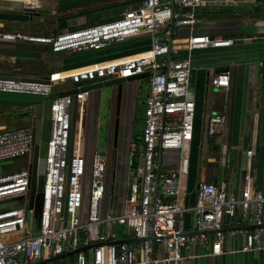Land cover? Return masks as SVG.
<instances>
[{
    "label": "built area",
    "instance_id": "obj_1",
    "mask_svg": "<svg viewBox=\"0 0 264 264\" xmlns=\"http://www.w3.org/2000/svg\"><path fill=\"white\" fill-rule=\"evenodd\" d=\"M215 1L135 0L132 7L115 18L53 35L0 29V39L46 43L53 52L98 51L142 35L148 40L142 52L93 62L47 79L0 76V93L50 101L39 216L34 207H29L28 168L0 175V264H184L201 255L264 248V193L252 188L250 163L243 172L238 194L225 182L200 180L193 203L186 201L189 192L183 178L189 173L187 144L193 140L197 115L196 102L189 96L193 52L233 44L231 38L195 31L198 11L210 8ZM0 3L9 12L32 13L42 8L41 0ZM183 27L188 33L181 36L178 30ZM143 73H148L143 77L148 95L144 100L139 159L126 181L122 210L114 209V181L108 209L104 206L109 190L105 182L107 150L98 137L90 153L83 148L81 127L91 92L88 84L109 77L131 81L140 79L134 77ZM229 79L228 70L217 72L207 84L210 90H227ZM65 82L72 91L55 93L54 85ZM73 119L78 122L74 134ZM224 123V110L209 113L202 134L214 137ZM33 138L32 125L0 128V160L27 156ZM135 147L133 142L130 154ZM167 150L178 152L172 169L163 168L159 161ZM246 154L250 157L253 148ZM244 225L255 227L243 229ZM238 237L243 240L238 248L224 247L227 238ZM129 238L138 240L125 241ZM84 246L88 247L83 249ZM192 246L204 251L187 253Z\"/></svg>",
    "mask_w": 264,
    "mask_h": 264
},
{
    "label": "crops",
    "instance_id": "obj_2",
    "mask_svg": "<svg viewBox=\"0 0 264 264\" xmlns=\"http://www.w3.org/2000/svg\"><path fill=\"white\" fill-rule=\"evenodd\" d=\"M134 4L135 0H41L42 8L31 13L21 10L9 12L4 10V4L0 3V29L28 34L53 35L78 26L82 27L115 18ZM33 16L37 19L44 18L43 29L33 27L31 23ZM198 17L196 32L212 37L233 39L231 46L198 49L193 52L192 56L190 91L193 92L197 111L198 108L200 111L195 126L197 131L195 149L205 154L203 157L206 158H203V163L209 167L203 180L213 182L216 178V183L225 182L228 188L238 194L242 187L243 172L247 163H250L252 188L264 193V0H216L210 8L200 10ZM187 33L188 30L185 27L178 30L181 36ZM147 47L146 35L102 50L86 51V53L53 52L46 43L0 39V76L18 79H46L52 75L89 66L93 62L111 61L139 53ZM221 66L229 67V87L227 90L213 89L219 92L221 102L219 105H212L207 94L212 90L209 89L207 81L212 74L217 73L214 70ZM104 81L105 79L87 84L92 87ZM65 91H72V87L68 85L63 90L54 92ZM113 93L114 95L117 93L115 89ZM147 95L148 86L143 106ZM42 101L46 100L39 97H27V95L25 98L1 96L0 107H19L25 115L20 113L12 119L1 120L0 128L23 124L32 125L33 106ZM75 108L74 101L73 113H75ZM223 110L224 125L214 137L205 138L202 134V127L206 116L209 113ZM85 112L81 127L82 134L86 121ZM98 120L99 113L97 118L93 115L86 124L94 129ZM77 123L73 119V134L78 126ZM93 132L94 130L92 134ZM92 137L91 147L93 140L98 136L94 133ZM191 144L192 141L187 144L188 154ZM250 148H253V154L249 157L246 151ZM130 156L129 152L124 162L126 169L129 168V170L131 169ZM168 156H173L174 160L171 161ZM195 159L193 179L189 189H186L185 185V190L189 192L186 197L189 204L193 203L194 197L190 195V191L197 188L196 179H199L196 177L197 162ZM177 161L178 152L175 150H167L161 155V164L165 169L174 168ZM28 163L27 155L25 156V167L21 170L28 168ZM112 166V161H109L108 171L112 170ZM0 175L5 174L0 173ZM187 177L188 175L183 178L185 183ZM111 187L110 183L108 191ZM186 218L189 220L190 216L187 215ZM262 240L264 245V235ZM242 241V237L227 238L224 247L238 248ZM202 251L204 248L192 246L186 252ZM184 264H264V248L257 251L224 253L214 256L201 255L187 259Z\"/></svg>",
    "mask_w": 264,
    "mask_h": 264
},
{
    "label": "rangeland",
    "instance_id": "obj_3",
    "mask_svg": "<svg viewBox=\"0 0 264 264\" xmlns=\"http://www.w3.org/2000/svg\"><path fill=\"white\" fill-rule=\"evenodd\" d=\"M32 19L33 20L31 21V23L32 25H34L33 26L34 28H37L40 30L43 29L44 24H45L44 18L37 19V17L34 18L33 16ZM78 27H75V28H78ZM68 85L70 86V84L66 82L54 85V90L56 91L63 90ZM114 89L117 92L118 84L108 85V86L103 85L101 87H94L91 89L92 92L90 96L88 97L86 104H85L86 122L84 125V131H83V148L85 152L87 153L91 152L90 139L94 135V133H96L98 138L101 140L102 146L107 150V153L109 155H111L112 153L111 130L110 131L108 130L109 129L108 123H109V120L111 119L110 116L108 117L109 115L108 114V111H109L108 109L109 100L108 99H109L110 93L114 94L113 93ZM146 91H147V85H146V81L144 78L133 79L130 82H126V83L123 82L121 84V93L123 95V101L125 100L126 93L127 94L129 93L130 99L133 98L132 108L130 109V114H129V121H128L129 125L127 127L122 126L120 130L121 136L119 138V146H118V151L116 155V162H115V167H114V169H116V172L114 173V178H113V174L111 175V170L108 171L106 178H105V182L107 186H110V183L114 181V195L116 196L114 200V204H115L114 209L115 210L117 209L119 211H121L123 208L124 194L126 190L125 183L127 179H130L129 176L132 175L131 169L130 170L129 168L126 169L127 167L124 165L125 158L127 159L128 157V152L123 151V150L126 149V146L128 145L129 141L135 140L136 138L139 137L140 132L142 130V118H143V113H144L143 99L145 97ZM218 93L219 92L215 90H212L210 93L209 92L207 93L210 97V100H211L210 102L212 103V105L213 104L219 105V103L221 102V97ZM189 94H190L189 95L190 98H193V92L190 91ZM1 96H10L13 98H25V95H21V94H1L0 93V97ZM27 97H38V96L27 95ZM199 112L200 111L198 108L197 115H196V123H197ZM20 113H23L22 108H19V107L12 108L9 106H5V107L1 106L0 107V121L12 119L17 114H20ZM98 113H99V120H98L96 128L94 127L93 129V127L89 124L87 126L86 123L89 122L88 119L90 118L92 119L93 115H94V118L95 117L97 118ZM72 114L73 115L75 114L73 113V109H72ZM92 130H94L93 134H92ZM124 132H127L125 136H124ZM196 134H197V131L195 130V134L192 140V144L190 147V153H189L190 163H189V173H188V177L186 180L187 184L185 183V180L183 179V185L184 186L186 185V189H189L190 182L193 179L194 158H196L195 160L197 162L196 163L197 171L195 170V172L197 173L196 177H199V181L205 179L206 172L207 170H209L208 165L203 163V158H204L203 155L205 154L200 152L201 150L197 152L195 149L196 148V137H197ZM168 157L171 161L174 160L173 156H168ZM24 167H25V157H14V158L0 160V173L1 174L18 172ZM107 193H108V190H107ZM107 193L105 196L106 199L104 202V206L106 205L107 208L109 209L110 201L107 200L109 199V195ZM25 202L27 201L25 200ZM106 213H107V209L103 212V214L105 215Z\"/></svg>",
    "mask_w": 264,
    "mask_h": 264
},
{
    "label": "water",
    "instance_id": "obj_4",
    "mask_svg": "<svg viewBox=\"0 0 264 264\" xmlns=\"http://www.w3.org/2000/svg\"><path fill=\"white\" fill-rule=\"evenodd\" d=\"M228 66H221L216 68L215 72H222L228 70ZM148 73H143L134 78H143L147 76ZM48 78V77H47ZM46 78V79H47ZM133 78V77H132ZM129 78V79H132ZM125 81L124 78H110L105 80L104 83H97L93 85L94 87H101L103 85H117V98L119 100L121 96V84ZM92 86V87H93ZM92 87H90L92 89ZM70 93L71 91H65L64 93ZM33 119L32 126L34 129V138H33V146L32 150L28 156V170L30 172L29 178V207H34V211L37 216L40 215L41 207H42V188H43V173L45 171L46 165V152H47V140H48V126H49V117H50V101H42L38 102L33 106ZM116 136V132L114 133ZM115 141L113 143V147H115ZM115 150V149H114ZM114 160L112 161L113 165L116 162V151H114ZM161 159V155L159 156V161ZM213 183H216V178L213 179ZM195 190L192 189L190 191V195L194 196ZM255 225H244L243 229L253 228ZM224 228L223 230H225ZM187 233H193L192 231H187ZM138 240L137 238H129L125 239V241H134ZM122 240H118L116 242H121ZM88 246L82 247L83 249ZM74 252V251H71Z\"/></svg>",
    "mask_w": 264,
    "mask_h": 264
},
{
    "label": "flooded vegetation",
    "instance_id": "obj_5",
    "mask_svg": "<svg viewBox=\"0 0 264 264\" xmlns=\"http://www.w3.org/2000/svg\"><path fill=\"white\" fill-rule=\"evenodd\" d=\"M98 82V81H97ZM94 83V82H92ZM132 99H130V94L126 93L125 95V100L123 101V95L121 93V96L118 100L117 98V93L114 94H110L109 96V103H108V117L110 116V120L108 123V127H109V131L111 130V149H112V153L111 155L108 154V163L109 161L113 160L114 157V151H116V155H117V151H118V146H119V138L121 136V127L122 126H128L129 125V114H130V109L132 108ZM116 132V136H114V133ZM127 132H124V136ZM124 138V137H123ZM115 141V147H113V143ZM134 140L129 141L128 145L126 146V149L123 151H127L128 153L130 152V146L133 143ZM125 147V146H124ZM115 149V150H114ZM29 156V154H28ZM115 165L112 166V170H111V175L113 174L114 177V173H115V169H114ZM197 182L196 184L199 182V179H196Z\"/></svg>",
    "mask_w": 264,
    "mask_h": 264
},
{
    "label": "trees",
    "instance_id": "obj_6",
    "mask_svg": "<svg viewBox=\"0 0 264 264\" xmlns=\"http://www.w3.org/2000/svg\"><path fill=\"white\" fill-rule=\"evenodd\" d=\"M199 12H200V10L198 11V13ZM22 115H25V112L22 113ZM141 132H142V130H141ZM141 132H140L139 137L134 140V143H135V146L136 147H135V150L132 152V154L130 156V163H129V165H130V168L131 169L136 165V163L138 162V159H139V155H140V151H141V149H140V146H141ZM107 194L110 195V191H108Z\"/></svg>",
    "mask_w": 264,
    "mask_h": 264
},
{
    "label": "bare ground",
    "instance_id": "obj_7",
    "mask_svg": "<svg viewBox=\"0 0 264 264\" xmlns=\"http://www.w3.org/2000/svg\"><path fill=\"white\" fill-rule=\"evenodd\" d=\"M81 137H82V136L80 135V139H81Z\"/></svg>",
    "mask_w": 264,
    "mask_h": 264
}]
</instances>
